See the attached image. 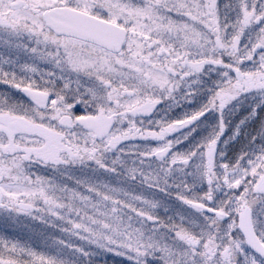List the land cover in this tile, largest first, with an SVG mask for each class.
<instances>
[{
  "label": "flooded vegetation",
  "instance_id": "af4514ba",
  "mask_svg": "<svg viewBox=\"0 0 264 264\" xmlns=\"http://www.w3.org/2000/svg\"><path fill=\"white\" fill-rule=\"evenodd\" d=\"M7 5L82 11L125 32L119 50L64 34L85 46L61 42L60 50L44 51L58 55V80L49 68L18 77L26 82L14 84L12 90L21 98L10 101L9 110H0V124L6 125L3 118L12 116L56 135L0 131V210L7 218L53 215L30 202L51 192L46 182H61V201L76 204L83 170L112 172L145 164L154 171L152 182H173V194L183 187L198 194L205 187L197 190L194 182L204 181L194 171L207 170L210 187L215 182L212 170L218 171L221 185L264 161V0H0V10ZM0 16L6 21L0 27H7L8 20ZM0 86V97H8L1 91L10 85ZM24 87L48 94V101L40 104L28 98ZM55 90L60 91L58 99ZM138 109L146 114L132 113ZM91 116L112 121L103 136L80 123ZM191 121L172 133L177 124ZM211 148L215 157L210 163ZM178 182L185 184L179 183V188ZM224 197L210 192L207 201L199 203L227 217L208 209L199 212L219 223L233 220L231 202ZM225 204L229 209L222 210ZM248 206L257 230L254 207ZM160 218L151 228L125 229L122 242L115 238L114 228H105L107 239L94 244L91 259L68 258L65 253L35 258L17 252L14 239L3 242L0 235V264H168L162 258ZM163 221L170 226L165 228L169 240L175 241L172 245L181 246L174 229L186 224L176 212L166 213ZM99 232L97 228V236ZM192 240L188 239L199 249L201 242ZM4 246L13 250L14 259L1 257ZM225 249L221 253L217 245L212 261L217 262L221 253L227 264H240Z\"/></svg>",
  "mask_w": 264,
  "mask_h": 264
},
{
  "label": "rangeland",
  "instance_id": "374dc122",
  "mask_svg": "<svg viewBox=\"0 0 264 264\" xmlns=\"http://www.w3.org/2000/svg\"><path fill=\"white\" fill-rule=\"evenodd\" d=\"M43 12L15 9L9 5L0 10L9 22L7 27H0V84L10 85L9 90L1 91L8 97H0V110H9L10 101L21 98L19 93L12 90L14 84L23 83L24 80L18 78L23 77L21 73H44V69L49 68L57 74L51 73L50 76L58 80V55H46L44 51L60 50L61 42L68 45L80 43L85 46L77 38L51 30L43 20ZM72 90L68 91L74 93ZM53 93L58 99L60 91L55 90ZM260 164L261 162L256 169L243 173L239 171L238 181L230 182L228 179L229 181L221 182V185L220 178L217 179L218 171L212 170V179L215 182L210 187L206 182L208 171L204 168L194 171L204 181L194 182L197 190L202 191L205 187V191L198 194L191 193L189 187H183L182 192L173 194V182H152L154 177L151 178L150 174L154 171L145 164L127 169L114 168L112 172L83 170L78 176L82 190L76 204L61 201L65 198L60 194L61 182H46L45 185L51 192L41 193L40 198L36 197L35 201L30 202L40 210L52 211L53 215L9 219L0 210V235L3 236V242L13 238V243H17V252L24 251L35 258H46L49 255L57 258L65 253L68 258L91 259L94 244L99 240L103 241V237L107 239V227L114 228L115 238L122 242L121 234L125 229L130 227L134 231L141 227L151 228L157 225L161 217L162 258L167 259L168 264H180V261L181 264H227L221 256L227 247L226 254H231L233 260L238 258L240 264H264L263 257L251 250L238 226L239 214L246 206L252 205L254 223L264 241V192L256 191L258 182L264 175V161ZM120 173L122 174L118 175ZM179 183L185 184L178 182L179 188ZM159 186L162 187L159 189ZM210 192L223 195L225 202H231L230 209L227 204L222 205L221 209H229L233 220L219 223L215 217L210 219L208 214H202L189 204V201H207ZM45 201L51 207L46 208ZM169 212H176L186 224L174 229L177 234L173 237L181 245L176 246L177 248L172 245L175 241L169 240L166 232L165 227L170 226L162 223L165 214ZM97 228L102 229V233L99 232L102 235H96ZM109 234L111 235L110 232ZM189 238H194L192 241L195 243L200 241V248L192 246ZM124 241L126 243L127 240ZM217 245L220 246L221 253L215 262L212 261V254ZM10 251L13 250H7L4 246L1 257L5 260L14 259L10 258Z\"/></svg>",
  "mask_w": 264,
  "mask_h": 264
},
{
  "label": "water",
  "instance_id": "95a60500",
  "mask_svg": "<svg viewBox=\"0 0 264 264\" xmlns=\"http://www.w3.org/2000/svg\"><path fill=\"white\" fill-rule=\"evenodd\" d=\"M44 18L47 25L59 33H69L82 38L90 39L114 50H119L125 39V32L123 29L115 24L106 22L85 12L63 7H56L46 11L44 13ZM5 24L6 21L0 16V25ZM23 92L27 97L40 104L46 103L49 99L48 94L36 91L29 87H24ZM132 113L146 114L144 109L134 110ZM3 120L6 125L0 124V131L8 134H40L41 136L45 137L48 135H56L54 132H51L25 119L5 116ZM80 123L83 124L87 129L96 131V133H98L100 136H103V134L112 126L111 120L103 117L97 118L93 116L80 120ZM192 123H194V121H191L188 124L179 123L172 133L174 131L183 129ZM208 157L211 163V160L215 157L214 149L211 148L209 150ZM256 191L264 192V175L259 180ZM190 205L198 210L208 209L199 202L192 201ZM208 210L211 212H217L220 217H227L224 212L214 211L211 209ZM239 229L243 233L250 248L255 253L264 258V242L261 240L254 227L252 209L250 206H246L239 215Z\"/></svg>",
  "mask_w": 264,
  "mask_h": 264
},
{
  "label": "trees",
  "instance_id": "16d2710c",
  "mask_svg": "<svg viewBox=\"0 0 264 264\" xmlns=\"http://www.w3.org/2000/svg\"><path fill=\"white\" fill-rule=\"evenodd\" d=\"M245 171H246V170H241L242 173L245 172ZM237 177H238V176L235 175V177L233 178V181H234V182L238 181V180H237Z\"/></svg>",
  "mask_w": 264,
  "mask_h": 264
}]
</instances>
